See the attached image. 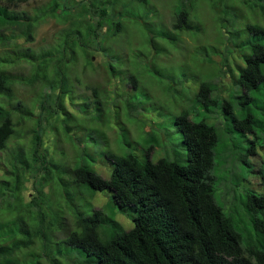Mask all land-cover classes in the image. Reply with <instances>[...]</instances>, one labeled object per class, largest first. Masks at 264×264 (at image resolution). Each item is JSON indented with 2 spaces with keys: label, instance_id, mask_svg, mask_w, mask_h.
<instances>
[{
  "label": "trees",
  "instance_id": "trees-1",
  "mask_svg": "<svg viewBox=\"0 0 264 264\" xmlns=\"http://www.w3.org/2000/svg\"><path fill=\"white\" fill-rule=\"evenodd\" d=\"M28 2L0 0V45H12L22 37L27 43L33 42L35 29L47 18H54L59 24L67 26L61 29L54 48L34 52L17 45L12 53L0 56V97L11 96L12 87L17 83L39 88L37 112L34 108L22 110L20 104L14 109L11 103L10 107L16 110L11 113L0 102V152L7 150L10 139L21 132L31 137L28 154L17 152L16 156L13 151L8 155L13 169L11 174L15 176L13 187L19 192L23 175L29 172L30 178L36 179L34 170L40 175L46 174L39 182L40 188H48L46 195L34 187L41 196L39 200H44L51 194V189L58 187L48 176L51 173L49 169L55 164L53 156L49 157L51 153L42 147L46 129L53 132V143H81V131H85V127L78 122L76 126L70 125L76 116L65 106L67 98L77 91L75 86L79 88L81 84L80 79L73 84L68 83L69 64L82 54L86 64L93 67L92 56H88L91 50L101 56L108 53L106 61L112 71L114 60L107 43L118 38L122 44L126 35L143 32L142 29L148 36L150 55L160 54L157 51L166 54L168 50L164 44H177L179 56L188 60L209 57V62H219L220 76L231 74L234 84H238L237 88L242 92L235 93L230 100L224 99L219 85L212 81L200 82L196 78L198 83L194 82L195 87H191L189 82L188 90H193L195 102L204 110L216 108L228 123L229 133L253 144L244 157L253 154L258 136L264 137V103L259 104L255 96L257 92L264 91L263 26L248 24L241 31L233 25L228 27L227 22L222 30L224 18L220 17L215 25V16H219L221 10L215 11L217 14L208 27L205 23L200 25L192 21L186 8H179L175 13L173 11L174 14L167 9L172 22L170 20V27H165L151 0H52L40 10L39 15L34 16L19 10ZM141 7L148 11H142ZM213 8L216 9V5ZM148 15L154 16L164 27H158L155 20L146 22ZM135 21L140 23L135 24ZM139 25L142 29L137 28ZM243 34H246V39L242 38ZM217 37L225 39L224 46L218 47L215 42ZM184 38H189V41ZM124 47L127 54L138 52L136 45L127 40ZM245 49L249 53L238 54ZM235 53L240 57L233 58ZM231 57L234 60H230ZM229 60L233 67L229 65ZM205 62L202 60V64ZM20 63L30 68L29 75L23 72L14 74L10 70ZM126 84L131 85L132 91L125 95H133L138 86L136 77L128 74ZM92 92V97L79 94L80 103L69 105L75 111L84 108L85 113L99 119L109 98L104 96L106 89L100 92L94 88ZM192 119L186 111L173 117V124L186 150L184 163L167 158L150 161V152L154 145L160 143L152 137L149 142L153 145L146 150L144 160L135 154L119 155L108 149L103 154L111 166L110 169L106 166L108 177L86 165L61 170L79 190L92 193L109 191L112 210L123 213L129 208L131 212L128 214L132 225L129 230H124L113 216L101 209H93L90 215L84 214L78 209L74 194L65 190L64 183L60 181L65 202L49 210L58 219H61L60 211H57L61 205L73 214V229L68 230L59 241L83 255L80 264H264V219L260 217L264 212V195L247 194L241 200L254 232L243 239L232 218L225 215L214 198L216 179L212 172L215 168V148L219 142L217 130L204 120ZM25 123L31 125L22 127ZM252 134L254 137L249 140L248 135L251 137ZM38 204L34 202V205ZM39 215L40 229L37 233L25 222L18 230L15 228L16 231L10 229L9 234L17 232L21 239L12 238L10 244H0V264H28L27 259L31 261L33 254L25 253L22 257L21 254L23 250L30 249L37 239L42 251L47 248L44 241L53 237L52 227L46 212H39ZM20 221L19 217L12 225L16 227ZM7 226L11 224L0 222V230ZM49 260L50 264H63L57 258ZM33 264H40V261Z\"/></svg>",
  "mask_w": 264,
  "mask_h": 264
},
{
  "label": "rangeland",
  "instance_id": "rangeland-1",
  "mask_svg": "<svg viewBox=\"0 0 264 264\" xmlns=\"http://www.w3.org/2000/svg\"><path fill=\"white\" fill-rule=\"evenodd\" d=\"M51 1L29 0L19 10L31 16L39 15L40 10ZM151 1L161 15L162 24L165 27H170V13L174 14L179 8H186L192 21L200 25L205 23L208 27L213 23V16L217 14L216 10H221V13L219 16H215L216 24H214L219 23L220 17L225 19L222 30H224L227 22L228 27L233 25L241 31L248 24H258L264 27V0ZM215 5L216 9L213 8ZM141 10L146 11L147 9L141 7ZM144 13L141 14V17ZM153 17L148 15L145 21L152 22L155 20ZM138 23L140 22L135 21V24ZM162 24L158 22L157 26L163 28ZM66 26L67 24H59L54 18H47L35 29L33 42L27 43L26 39L22 37L18 38L12 45H0V56L12 53L17 45L22 49H32L34 52L54 48L58 43V35L61 29ZM137 28H141L140 25ZM142 31L126 35L122 44L118 38L111 42L107 41L109 48L112 49V51L109 50V53L114 60L112 71L109 70L106 61L108 53L101 56V54L91 50L88 52V56H92L94 70L93 67L86 64L87 61L82 54L74 63L69 64L67 70L68 83L73 84L76 79H80L81 84L79 88L75 86L74 90L77 89L76 92L78 93L74 92L69 96L65 106L70 113L76 116L75 120L70 121V125L76 126V122L81 123L84 125L85 131H81L80 144H77L76 141L73 144L70 142L59 144L58 141L54 143L51 141L54 139L53 132L49 129L45 130L42 147L51 153L49 157L50 155L53 156L52 161L59 170L53 164L49 169L51 173L48 176L57 183L58 187L51 189V194L46 196L44 200H39L41 196L39 197L34 187L39 189L41 194L46 195L48 188H40L39 184L41 177L46 175L45 173L40 175L34 170L36 179L33 180L30 178V173L27 172L22 176V182L19 185L20 192L13 187L15 176L11 174L13 169L9 165L8 160L11 158L8 155L13 151H15V155L17 152L28 154L31 148L29 142L31 137H27L29 135L21 132V134L19 133L10 139L7 150L0 152V222L11 224V226L0 230V244H10L12 238L21 239L19 233L9 234V232L10 229L16 231V228L18 230L24 222L33 232L37 233V230L40 229V222L37 218L40 217L39 212H46L48 222L52 227L53 237L44 241L47 246L45 250L42 251L38 239L30 249L23 250L21 257L25 253L33 254L30 256L31 261L27 259V262L26 260L28 264L38 261L40 264H50L49 259L52 258L59 259L63 264H80L83 255L77 249L68 247L59 241L64 238L68 230L73 229V214L67 207L61 205L57 210L60 211L61 219H58L55 217V213L49 210L52 206L55 207L65 202L64 189L74 194L75 203L84 214L90 215L93 209H101L105 214L113 216L124 230H129L132 227L131 219L128 216L131 214L129 208L123 213L116 209L112 210L113 205L110 202L111 193L109 191L92 193L87 190H79L71 184L69 176L61 170L86 165L104 177H108L109 173L106 166L109 169L111 166L103 157L108 149L119 155L135 154L140 160H144L146 159V150L150 145H153L149 142L152 137L158 139L160 143L158 146L154 145L150 152L148 157L150 161L155 162L159 158H167L178 163H184L186 150L182 145L181 135L173 124V117L182 111H186L190 118L193 117L192 120H204L216 128L219 142L215 148V168L212 172L216 179L214 182L215 201L223 209L225 215L232 218L236 230L243 239L254 233L241 200L247 194L264 195V137L259 135V139L254 144L253 154L244 157L243 155L253 147V144L244 138H239L237 134L229 133L228 123L217 112L216 108L211 107L208 111L201 108L194 100L193 90H188V84L190 82L189 85L195 87V83H198L196 82L197 79L200 82L212 81L219 85L222 96L226 100H230L235 93L241 94L242 90L237 88L238 84H234L230 73L220 76L221 66L218 61L209 62L210 58L206 56L199 60H188L178 55L177 44L162 43L161 45H167V53L162 54L161 51H157L160 54L150 55L151 48L147 43L148 36L143 29ZM242 38L246 39V34H243ZM126 40L136 45L138 52L135 55L127 54L125 51V48L128 47H124ZM184 40L188 42L189 38H184ZM215 40L218 47L224 46V38L217 37ZM214 46L216 45L214 44ZM243 53L247 54L249 51L245 49L238 52V54ZM119 54L122 57H119ZM234 57L239 58L240 56L235 53ZM233 58L231 57L230 60H234ZM202 60L207 62L202 64ZM230 60L229 65L233 67ZM66 67L67 65L64 66L65 69ZM84 67H86L85 70H83ZM10 70L14 74L15 72H23L29 75L30 68L26 64L20 63ZM128 74H133L138 81L136 93L133 92L131 96L125 95V93L132 91L131 85L126 84ZM94 88L100 92L106 89L104 96L109 98V103L105 104L104 114L99 116V119L94 118L91 113H85L84 108H78L75 111L69 105L75 106L78 102L80 103L79 94L92 97V89ZM38 93L39 88L36 86L29 87L17 83L12 87L11 96L8 98L0 97V102L2 105L5 104L11 113L16 111L10 107L12 104L15 106L14 109L20 104L22 110L34 108L36 111ZM255 96L259 104L264 103V91L259 94L257 92ZM30 125L31 123H25L22 127H29ZM253 137V134L251 137L248 135L249 140H252ZM235 144L236 148H233ZM4 168L9 173H6ZM60 181L64 183V189ZM34 202L39 204L34 205ZM19 217L22 221L17 222L15 227L12 223ZM260 217L264 219V212L260 214Z\"/></svg>",
  "mask_w": 264,
  "mask_h": 264
}]
</instances>
